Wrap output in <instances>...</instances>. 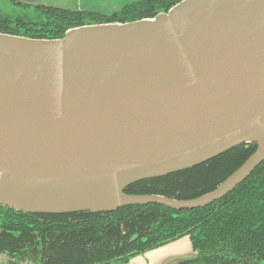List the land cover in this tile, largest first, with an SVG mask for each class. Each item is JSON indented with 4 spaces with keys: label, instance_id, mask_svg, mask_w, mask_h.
Listing matches in <instances>:
<instances>
[{
    "label": "water",
    "instance_id": "95a60500",
    "mask_svg": "<svg viewBox=\"0 0 264 264\" xmlns=\"http://www.w3.org/2000/svg\"><path fill=\"white\" fill-rule=\"evenodd\" d=\"M243 143L256 149L200 196L124 191ZM263 159L264 0H180L152 17L75 26L60 38L0 31L2 206L193 209L233 190Z\"/></svg>",
    "mask_w": 264,
    "mask_h": 264
},
{
    "label": "trees",
    "instance_id": "16d2710c",
    "mask_svg": "<svg viewBox=\"0 0 264 264\" xmlns=\"http://www.w3.org/2000/svg\"><path fill=\"white\" fill-rule=\"evenodd\" d=\"M178 1L138 0L109 14L35 5L36 13L32 16H14L13 19L0 16V31L29 37L60 38L67 29L75 26L152 17ZM255 149V143H243L205 163L131 183L124 191L159 194L180 200L195 198L213 190ZM87 215L92 218L76 220ZM38 217L51 220L52 223L46 224L43 223L48 221H43L42 231L57 237L55 255L48 264L124 262L133 255L164 245L184 232L189 234L197 252L192 262L186 260L188 264H264V161L233 191L209 205L192 210L178 211L150 203L99 213L31 214L0 205V225L2 222L10 226L9 230L0 232V248L7 254L13 248L16 251L19 242L30 239L27 236L30 229L38 228ZM27 218H30L29 229L18 228L21 220ZM22 234L25 236L20 240Z\"/></svg>",
    "mask_w": 264,
    "mask_h": 264
},
{
    "label": "flooded vegetation",
    "instance_id": "af4514ba",
    "mask_svg": "<svg viewBox=\"0 0 264 264\" xmlns=\"http://www.w3.org/2000/svg\"><path fill=\"white\" fill-rule=\"evenodd\" d=\"M138 1V0H137ZM115 11H117V10H115ZM112 12H114V11H112ZM112 12H110V13H112ZM161 12V11H160ZM109 14V13H108ZM0 16H2V17H4L5 15H3V14H1L0 13ZM6 17V16H5ZM218 156V155H217ZM212 159V158H211ZM210 160V159H209ZM208 161V160H207ZM262 161H264V159L262 160ZM261 161V162H262ZM206 162V161H205ZM205 162H203V163H205ZM261 162H259L255 167H254V169L261 163ZM201 164V163H200ZM199 165V164H198ZM254 169L251 171V173L254 171ZM183 170H185V169H183ZM236 170V169H235ZM234 170V171H235ZM250 173V174H251ZM250 174L249 175H247L240 183H242L245 179H247L249 176H250ZM227 178V177H226ZM239 183V184H240ZM238 184V185H239ZM237 185V186H238ZM236 186V187H237ZM235 187V188H236ZM234 188V189H235ZM233 189V190H234ZM233 190H231V191H233ZM230 191V192H231ZM229 193V192H228ZM227 193V194H228ZM226 195V194H225ZM225 195H223V196H225ZM222 196V197H223ZM221 197V198H222ZM171 198V197H170ZM221 198H219V199H221ZM175 199V198H174ZM219 199H217V200H219ZM180 200V199H179ZM183 200H185V199H183ZM217 200H215V201H217ZM215 201H213V202H215ZM213 202H211V203H213ZM211 203H209V204H211ZM209 204H207V205H209ZM204 206H206V205H204ZM204 206H202V207H204ZM166 207V206H165ZM4 208H8V209H11V208H9V207H5L4 206ZM169 208V207H168ZM196 208H201V207H196ZM173 209V208H172ZM193 209H195V208H193ZM12 210H14V209H12ZM176 210V209H175ZM185 210H192V209H185ZM16 211V210H15ZM178 211H181V210H178ZM18 212H20V211H18ZM96 213H99V212H96ZM12 214V216H14V215H16V214H14V213H11ZM31 214H42V213H31ZM48 214V213H47ZM92 217H90L89 215H87V217H85V218H82V217H78L76 220L77 221H79V220H84V219H86V220H89V219H91ZM38 219H39V221H40V223L38 222V228L37 229H30V234H32V235H30V234H28L27 233V236L30 238L29 240H27V241H21V242H19V244H18V246L16 247V251H13L14 250V248H13V250L11 251V253L10 254H7L6 253V251L5 250H3V249H1L0 248V264H48V262H50V260H51V258H52V256H54L55 255V251H56V239H57V237L55 236V235H51V234H49V233H47V232H43L42 231V228H44L43 226H42V223H43V221H48V222H44L43 224H46V223H52V222H50L51 220H49V219H47V220H45L44 218H40V217H38ZM33 220V219H32ZM14 221H15V219H14ZM28 225H31L30 224V218H27L25 221L24 220H21V222H20V225L19 226H17L18 228H20V229H22V230H26V229H29V227H28ZM9 225H7V224H5V223H2L1 222V225H0V232H2L3 230H9ZM26 228V229H25ZM18 235V234H17ZM25 236V234H22L21 236H20V240L23 238ZM182 237H188V239H189V241H190V243H191V246H192V248H193V245H192V242H191V239H190V236H189V234H187L186 232H184L181 236H179V237H177L176 239H173V240H171V241H169V242H167L166 244H168V243H170V242H173V241H175V240H178V239H180V238H182ZM32 238H33V240H32ZM32 240V241H31ZM165 245V244H164ZM162 246V245H161ZM157 248V247H156ZM153 249H155V248H153ZM11 250V249H10ZM150 250H152V249H150ZM146 251H149V250H146ZM193 251H194V254L191 256V257H189V259L187 260V261H190V262H192L194 259H195V257H196V251H195V249L193 248ZM230 250H228V252H229ZM230 252H232V251H230ZM14 253H16V254H14ZM144 253V252H143ZM236 254V253H235ZM137 255H140V254H137ZM133 256H136V255H133ZM133 256H131V257H133ZM187 261H184V262H182V263H180V264H188L189 262H187ZM124 262H126V261H124ZM124 262H122V261H117V262H114L113 264H120V263H124Z\"/></svg>",
    "mask_w": 264,
    "mask_h": 264
},
{
    "label": "rangeland",
    "instance_id": "374dc122",
    "mask_svg": "<svg viewBox=\"0 0 264 264\" xmlns=\"http://www.w3.org/2000/svg\"><path fill=\"white\" fill-rule=\"evenodd\" d=\"M134 1L137 0H0V13L9 19L14 16L28 17L36 13L33 8L35 5L110 13Z\"/></svg>",
    "mask_w": 264,
    "mask_h": 264
},
{
    "label": "crops",
    "instance_id": "0c3cea01",
    "mask_svg": "<svg viewBox=\"0 0 264 264\" xmlns=\"http://www.w3.org/2000/svg\"><path fill=\"white\" fill-rule=\"evenodd\" d=\"M194 254L188 237L162 245L158 248L144 252L130 258L127 262L120 264H164L174 257H191Z\"/></svg>",
    "mask_w": 264,
    "mask_h": 264
}]
</instances>
